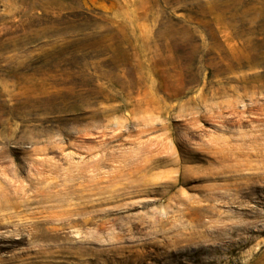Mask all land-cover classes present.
Instances as JSON below:
<instances>
[{"label": "rangeland", "instance_id": "obj_1", "mask_svg": "<svg viewBox=\"0 0 264 264\" xmlns=\"http://www.w3.org/2000/svg\"><path fill=\"white\" fill-rule=\"evenodd\" d=\"M0 264H264V0H0Z\"/></svg>", "mask_w": 264, "mask_h": 264}]
</instances>
